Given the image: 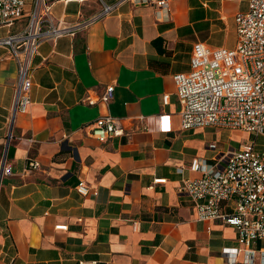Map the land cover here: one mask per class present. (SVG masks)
<instances>
[{"label":"crops","instance_id":"crops-1","mask_svg":"<svg viewBox=\"0 0 264 264\" xmlns=\"http://www.w3.org/2000/svg\"><path fill=\"white\" fill-rule=\"evenodd\" d=\"M250 2L171 0L167 19L126 2L75 36L44 41L31 104L16 114L17 64L0 47V169L12 168L0 185V264H232L224 251L240 247L235 228L200 220L181 187L202 176L190 169L194 157L213 164L250 141L264 155V136L183 129L173 77L190 71L196 42L234 48L235 16ZM97 9L56 1L52 13L75 22ZM110 85L114 98L105 102ZM103 115L123 133L92 135ZM31 160L40 168L25 173ZM81 179L86 196L76 188Z\"/></svg>","mask_w":264,"mask_h":264},{"label":"built area","instance_id":"built-area-1","mask_svg":"<svg viewBox=\"0 0 264 264\" xmlns=\"http://www.w3.org/2000/svg\"><path fill=\"white\" fill-rule=\"evenodd\" d=\"M56 1L96 2L98 9L85 18L79 12V18L69 22L53 15ZM126 2L154 7L159 19L170 16L171 0H0V47L8 50L18 69L13 114L27 111L31 104L33 59L42 42L75 36L115 14ZM235 25L234 48H211L196 42L190 71L174 75L183 129L211 126L264 136V0H251L248 10L236 14ZM114 92L115 86L110 85L103 101L113 100ZM87 99L93 103L90 96ZM168 99L165 94V104ZM122 133L118 119L111 115L93 123L92 135L101 141ZM210 147L216 148V144ZM39 168L40 163L31 160L24 172ZM190 169L201 171L202 176L184 180L181 189L194 202L198 218L219 219L236 230L240 247L224 251L231 263L237 264L243 254L244 264H264V155L256 150L255 142L220 152L213 164L194 157ZM11 171L4 163L0 185ZM76 188L84 196L91 192L83 179ZM56 229L67 230L68 225Z\"/></svg>","mask_w":264,"mask_h":264},{"label":"rangeland","instance_id":"rangeland-1","mask_svg":"<svg viewBox=\"0 0 264 264\" xmlns=\"http://www.w3.org/2000/svg\"><path fill=\"white\" fill-rule=\"evenodd\" d=\"M27 2H28V3H31L32 0H27ZM16 27H17V26H16ZM16 27H15V28H16ZM259 142H260V143H261V142H264V141H263V138H261Z\"/></svg>","mask_w":264,"mask_h":264}]
</instances>
